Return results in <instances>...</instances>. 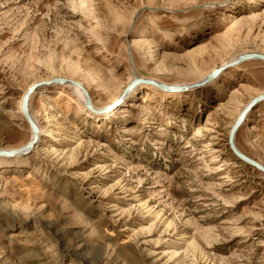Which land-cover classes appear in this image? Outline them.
Instances as JSON below:
<instances>
[{"label": "rangeland", "instance_id": "374dc122", "mask_svg": "<svg viewBox=\"0 0 264 264\" xmlns=\"http://www.w3.org/2000/svg\"><path fill=\"white\" fill-rule=\"evenodd\" d=\"M233 1L0 0V148L32 139L35 83L83 82L107 108L136 75L195 85L264 54V0ZM145 85L109 117L70 84L31 97L39 142L0 166V264H264V173L230 145L264 61ZM236 144L264 165V100Z\"/></svg>", "mask_w": 264, "mask_h": 264}, {"label": "water", "instance_id": "95a60500", "mask_svg": "<svg viewBox=\"0 0 264 264\" xmlns=\"http://www.w3.org/2000/svg\"><path fill=\"white\" fill-rule=\"evenodd\" d=\"M251 59H259L264 61V54L262 53H246L241 55L239 58H237V60H234L228 64L222 65L218 68H216L215 70H213L206 78L203 82L196 84V85H188V84H183V85H169L163 82H158L154 79H146V78H141V77H136L130 84L129 86L125 89V91L123 92V94L121 95V97L114 102L113 104H111L110 106H108L107 108H103L99 111H96V113H105V112H109L115 108H117L123 98L124 95L130 91L133 87H135L136 85L140 84V83H145V84H151L154 86H157L167 92H182V91H186L191 87H200L203 85L208 84L209 82L213 81L215 78H217L225 69H227L228 67L231 66H235L238 65L242 62H245L247 60H251ZM75 84L79 87H81L83 90H85L84 92L87 94V107L91 110V111H95V108L93 106V102L91 99V96L89 94V91H87V89L85 87H83V85H81L79 82L75 81V80H70L64 77H59V78H53L50 80H45V81H41L38 83L33 84V86H30L27 90V92H25L23 99H22V112L24 114V116L26 117L28 123L30 124L32 131L34 132V137L24 146L19 147V148H14V149H2L0 148V157H7V158H13L17 155H24L26 153H28L29 151L32 150V148H34L37 143L39 142V127L37 125V123L35 122V119L32 117L31 112H30V108H29V103H30V98L31 95L34 91L40 89L43 86H49L52 84ZM262 100H264V93L258 95L256 98H254L248 105L247 107L243 110V112L239 115L238 119L236 120L235 124L232 127L231 130V134H230V145L231 148L233 150V152L236 154V156L238 158H240L241 160H243L244 162H246L247 164L257 168L258 170H260L261 172L264 173V165L262 163H260L259 161H257L254 158H251L249 156H247L246 154H244L238 147L236 144V134L237 131L239 130L240 126L243 124V122L245 121V119L247 118V115L249 114V112Z\"/></svg>", "mask_w": 264, "mask_h": 264}, {"label": "bare ground", "instance_id": "6f19581e", "mask_svg": "<svg viewBox=\"0 0 264 264\" xmlns=\"http://www.w3.org/2000/svg\"><path fill=\"white\" fill-rule=\"evenodd\" d=\"M236 2V0L235 1H233L232 3H235ZM229 6V5H228ZM200 28V25L199 24H196V25H194V29H196V30H198ZM195 33V32H194ZM236 60H237V58H236ZM232 61H234V60H232ZM229 62H227V63H225V64H228ZM225 64H223V65H225ZM135 77H137V75L135 76ZM134 77V78H135ZM67 79H69V78H67ZM70 80H72V79H70ZM154 80H156V79H154ZM203 80H205V78L203 79ZM202 80V81H203ZM76 81V80H75ZM156 81H158V80H156ZM202 81H200V82H197V83H195V85L196 84H199V83H201ZM77 82H79V81H77ZM159 82V81H158ZM81 85H83V87H85V84L83 83V82H79ZM70 84V83H69ZM191 84H194V83H191ZM33 86V85H32ZM70 86L72 87V89H74V90H76L78 93H79V95H81L82 96V98H83V100H84V102L86 101L87 102V99H88V97H87V94L84 92L85 90H83L81 87H79V86H77V85H75V84H70ZM145 86H151V85H145ZM152 87H155V86H152ZM86 88V87H85ZM138 88H140V87H133L131 90H132V93L129 95V98H131L132 96H134L135 95V93H136V91L138 90ZM192 88V87H191ZM87 89V88H86ZM190 89V88H189ZM130 90V91H131ZM88 91V90H87ZM130 91H128L127 93H129ZM37 92H39V90H36V91H34L33 93H32V95H31V97L34 95V94H36ZM126 93V94H127ZM178 93H180V92H173L172 94H178ZM125 94V95H126ZM124 95V96H125ZM31 99V98H30ZM129 100V99H128ZM128 100H126V102H125V104L123 105V106H125V105H127L128 104ZM132 101H130L129 102V104H128V106L129 105H131L130 103H131ZM94 104V103H93ZM105 106H107V105H105ZM105 106H103V107H101V108H104ZM94 107H95V111L96 110H99V109H101V108H99V107H97L95 104H94ZM30 108V107H29ZM123 108L124 107H121L119 110H123ZM20 110L22 111V102H20ZM113 111H109V112H106V114H105V117H109V116H111V115H113ZM32 115V114H31ZM33 117V116H32ZM34 118V117H33ZM36 122V121H35ZM42 134V130H41V128H39V137H40V135ZM34 137V132L32 133V138ZM22 155H17V156H15V157H13V158H7V157H0V166H3V165H10L11 164V162H13V161H10V160H15V159H17V158H19V157H21ZM12 165V164H11ZM16 167V166H15Z\"/></svg>", "mask_w": 264, "mask_h": 264}]
</instances>
